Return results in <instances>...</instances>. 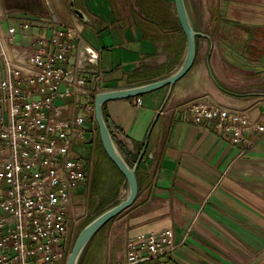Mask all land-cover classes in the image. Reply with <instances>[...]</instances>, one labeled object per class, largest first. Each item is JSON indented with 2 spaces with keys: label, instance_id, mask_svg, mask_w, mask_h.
<instances>
[{
  "label": "crops",
  "instance_id": "1",
  "mask_svg": "<svg viewBox=\"0 0 264 264\" xmlns=\"http://www.w3.org/2000/svg\"><path fill=\"white\" fill-rule=\"evenodd\" d=\"M50 3L56 18L80 25L101 48L104 91L165 78L184 60L188 40L175 0H74L85 19L72 0ZM208 4L212 13L209 19L201 14L202 27L191 16L199 31L197 57L183 78L136 96L140 105L135 97L104 104L129 163L142 156L139 194L112 220L107 264H125L131 239L165 227L174 229L179 244L168 264H264V134L250 130L248 138L260 136L254 144L235 142L231 129L218 126V117L197 122L192 108L206 95L236 106L264 99V0H204ZM0 6L20 31L50 32L44 24L21 26L25 15L51 19L47 0H0ZM250 115L264 123V107L252 108ZM81 148L92 166L77 187L76 203L91 211L102 198L110 202L113 178L112 200L118 188L128 192L100 136Z\"/></svg>",
  "mask_w": 264,
  "mask_h": 264
},
{
  "label": "built area",
  "instance_id": "2",
  "mask_svg": "<svg viewBox=\"0 0 264 264\" xmlns=\"http://www.w3.org/2000/svg\"><path fill=\"white\" fill-rule=\"evenodd\" d=\"M47 4L51 19L21 17L23 28L44 24L46 34L20 31L0 6V264H68L90 213L75 196L92 166L81 145L100 136L101 48ZM257 106L264 99L236 106L206 95L192 108L197 122L218 117L235 142L254 144L264 134V123L250 115ZM250 130L260 136L248 138ZM178 246L172 227L141 234L128 242L125 264H168Z\"/></svg>",
  "mask_w": 264,
  "mask_h": 264
},
{
  "label": "water",
  "instance_id": "3",
  "mask_svg": "<svg viewBox=\"0 0 264 264\" xmlns=\"http://www.w3.org/2000/svg\"><path fill=\"white\" fill-rule=\"evenodd\" d=\"M175 4L178 18L188 40L187 52L181 65L172 74L165 78L135 86L105 90L96 96V118L99 126L100 138L108 156L126 177L128 182V192L122 200L105 208L84 225L72 248L68 264H80L81 258L91 240L107 223L121 214L124 210L131 207L135 203L139 194L137 170L142 156L134 165L129 163L127 156L119 147L105 117L104 104L107 101L114 99L140 96L164 86L173 87L177 81L183 78L192 69L196 62L197 37L199 31L193 24L187 1L175 0ZM72 5L78 16L85 19L84 13L75 6L74 0H72Z\"/></svg>",
  "mask_w": 264,
  "mask_h": 264
},
{
  "label": "rangeland",
  "instance_id": "4",
  "mask_svg": "<svg viewBox=\"0 0 264 264\" xmlns=\"http://www.w3.org/2000/svg\"><path fill=\"white\" fill-rule=\"evenodd\" d=\"M187 5L189 8V12L191 16L193 17L195 24L198 27H202L204 24L203 20H201V14L203 15V12H207L208 19L210 17V14L212 13L213 6L211 5H204V0H186ZM203 19V18H202ZM209 24L205 23V28L210 29L208 26ZM112 186L113 189L111 190V194L115 195L116 191V179H112ZM80 191H83L84 186L79 187ZM118 194L116 195L117 198L112 200V196H109L110 202L108 201V197L102 198V203H98V205L93 206V209L90 211L89 216L83 221L82 225L79 227V233L81 229L84 227L86 223H88L93 217H95L98 213H100L103 209L119 202L123 199V197L126 196L127 192H123V190H120L118 188ZM106 203V205H104ZM112 225V220L107 223L98 233L97 235L91 240L89 243L87 249L85 250L80 264H107L109 252H110V238H109V231Z\"/></svg>",
  "mask_w": 264,
  "mask_h": 264
}]
</instances>
